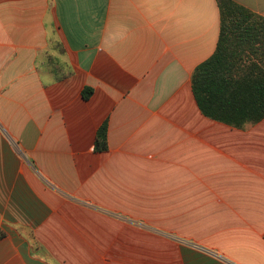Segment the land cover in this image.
Returning <instances> with one entry per match:
<instances>
[{
	"label": "crops",
	"instance_id": "crops-1",
	"mask_svg": "<svg viewBox=\"0 0 264 264\" xmlns=\"http://www.w3.org/2000/svg\"><path fill=\"white\" fill-rule=\"evenodd\" d=\"M218 27L216 0H0V264H264V115L190 88Z\"/></svg>",
	"mask_w": 264,
	"mask_h": 264
},
{
	"label": "trees",
	"instance_id": "trees-1",
	"mask_svg": "<svg viewBox=\"0 0 264 264\" xmlns=\"http://www.w3.org/2000/svg\"><path fill=\"white\" fill-rule=\"evenodd\" d=\"M216 3V43L193 67L190 88L202 114L241 127L264 115V16L234 0ZM89 92L84 86L82 95ZM94 148H106L103 122L96 129Z\"/></svg>",
	"mask_w": 264,
	"mask_h": 264
}]
</instances>
